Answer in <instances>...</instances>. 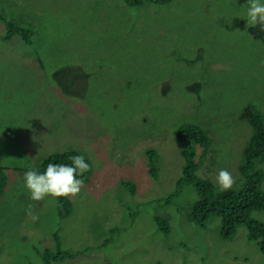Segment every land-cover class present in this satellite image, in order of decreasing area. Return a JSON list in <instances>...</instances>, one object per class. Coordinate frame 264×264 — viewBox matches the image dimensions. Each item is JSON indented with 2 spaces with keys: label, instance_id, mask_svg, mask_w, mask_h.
Returning <instances> with one entry per match:
<instances>
[{
  "label": "rangeland",
  "instance_id": "1",
  "mask_svg": "<svg viewBox=\"0 0 264 264\" xmlns=\"http://www.w3.org/2000/svg\"><path fill=\"white\" fill-rule=\"evenodd\" d=\"M246 2L0 0L1 15L39 28L31 42L4 40L0 20V264H44L45 248L79 251L53 264H264L244 225L223 239L220 216L192 223L199 193L178 185L176 132L191 120L211 139L197 174L220 189L226 169L243 187L238 164L253 127L238 117L247 103L264 112V33L235 17ZM72 150L92 173L62 218L57 197L30 199L23 175ZM251 216L264 222V210Z\"/></svg>",
  "mask_w": 264,
  "mask_h": 264
},
{
  "label": "trees",
  "instance_id": "2",
  "mask_svg": "<svg viewBox=\"0 0 264 264\" xmlns=\"http://www.w3.org/2000/svg\"><path fill=\"white\" fill-rule=\"evenodd\" d=\"M144 1L124 0L128 6H138ZM149 1L164 4L171 0ZM0 20L6 25V32L2 35L4 40H9L14 35H18L26 41L31 42L33 41L36 29L39 31V28L36 26L25 28L23 24H18L12 18L7 19L1 13ZM239 117L253 127L252 135L243 148V160L238 167L241 172L240 182H243L241 185L243 187L239 190L230 188L229 190L220 191L216 189L217 187L211 181L197 175V171L199 170V161H196L197 155H201L198 158L205 157L210 147L211 139L208 132L197 123L192 122L185 123L176 132V137L182 147L181 156L185 161L184 175L178 180V185L180 186L184 182H192L199 193V199L194 203L190 214L192 223L206 227L207 220L211 215H219L222 220L220 234L223 239H232L236 234L238 225H244L248 232V238L256 241L259 249L264 253V222L251 216L254 210H264V192L260 188L264 180V170L259 166L264 162V112H255L254 105L247 103L242 108ZM197 146H202L204 150L199 153ZM75 155L82 154L75 150L52 153L37 170L43 172L49 162L71 163L70 157ZM85 159L89 163L90 168L81 177L82 183L86 182L92 173V165L86 157ZM4 169L5 167L0 165V199L6 190ZM152 172L157 177L156 170H152ZM125 185L129 186L130 184L126 182ZM57 203L62 218L73 212L74 205L70 195L67 197H57ZM155 221L165 234L171 231L169 220L156 215ZM111 232L113 233L114 230L112 229ZM103 243H109V240L105 239ZM39 254L42 256L44 264L75 259L80 255L78 250H52L49 248L39 251Z\"/></svg>",
  "mask_w": 264,
  "mask_h": 264
},
{
  "label": "clouds",
  "instance_id": "3",
  "mask_svg": "<svg viewBox=\"0 0 264 264\" xmlns=\"http://www.w3.org/2000/svg\"><path fill=\"white\" fill-rule=\"evenodd\" d=\"M246 4L247 7L244 14L242 16L237 15L235 17L245 18L248 26L254 28L258 26V31L264 33V0H247ZM81 75H83L82 72ZM238 118L240 119V117ZM188 122L195 123V121L191 120L185 121V123ZM184 124H182V126ZM208 154L209 150L205 157L198 158L201 155H197L196 161H199V170L202 167H209L204 164L205 158ZM70 160L71 163L49 162L43 172L30 167L23 175L24 187L28 190L30 199L40 201L49 195L53 197H67L69 195H76L79 193L82 184L81 177L89 170L90 165L83 155L71 156ZM239 165L240 163L238 164V167ZM225 167L226 166H222V168ZM200 177L211 181L216 186L215 180L212 177ZM216 182L220 188L216 189L223 191L232 188L234 179L228 170L221 169L216 176Z\"/></svg>",
  "mask_w": 264,
  "mask_h": 264
},
{
  "label": "flooded vegetation",
  "instance_id": "4",
  "mask_svg": "<svg viewBox=\"0 0 264 264\" xmlns=\"http://www.w3.org/2000/svg\"><path fill=\"white\" fill-rule=\"evenodd\" d=\"M76 77H78V76H76Z\"/></svg>",
  "mask_w": 264,
  "mask_h": 264
}]
</instances>
